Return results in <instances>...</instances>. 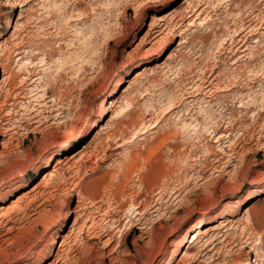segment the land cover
Segmentation results:
<instances>
[{"label": "rangeland", "instance_id": "1", "mask_svg": "<svg viewBox=\"0 0 264 264\" xmlns=\"http://www.w3.org/2000/svg\"><path fill=\"white\" fill-rule=\"evenodd\" d=\"M261 4L0 0V264H264Z\"/></svg>", "mask_w": 264, "mask_h": 264}, {"label": "bare ground", "instance_id": "2", "mask_svg": "<svg viewBox=\"0 0 264 264\" xmlns=\"http://www.w3.org/2000/svg\"><path fill=\"white\" fill-rule=\"evenodd\" d=\"M254 13V12H253ZM257 14V13H256ZM255 14V16H257ZM248 15V14H247ZM251 16H253L252 14H251ZM250 16V17H251ZM259 16H260V14H259ZM255 18H257V17H254V19ZM260 18V21H262V23H264V15L263 16H261V17H259ZM242 19V18H241ZM259 20V19H258ZM252 21H253V18L251 17V18H248V19H246L245 20V23L242 25V31H244V30H247V28H249V26L251 25V23H252ZM256 21V20H255ZM240 22H242V21H240ZM253 24V23H252ZM241 31V32H242ZM241 32H239L238 33V35H240L241 34ZM239 38V37H238ZM244 39V38H243ZM238 41H241V39H239ZM238 43V42H237ZM237 45V44H236ZM244 45V43H242L241 45H240V47H244L243 46ZM248 47H244V48H242L241 49V51H245L246 49H247ZM243 55H245V54H243ZM148 57H149V55L148 56H146L145 58L148 60ZM252 67V66H251ZM210 70V69H209ZM247 70V69H246ZM253 70V69H252ZM251 69H249L248 71H252ZM247 71V72H248ZM255 71V70H254ZM211 75H212V73H210L209 75H205L204 74V77H206V78H203L204 80H202L201 82V84H199V82H198V84H196V83H193V85H191L190 83H189V85H191L190 86V88H193L194 87V90H202L204 87H208L209 85H211L212 84V82H213V79L214 78H212L211 80H209L210 78H211ZM213 77V76H212ZM264 77V76H263ZM216 79V78H215ZM245 79V78H244ZM223 81V80H222ZM237 80H232L231 82H236ZM122 79L117 83V85L119 86L120 84H122ZM201 85H202V87H201ZM239 85V84H238ZM196 86V87H195ZM187 89V88H186ZM107 98V97H106ZM171 99V98H170ZM241 102L243 101V99H239ZM172 101V100H171ZM171 101H169L168 103H167V105L165 106V108L169 111L172 107V103L173 102H171ZM242 104H240V106H241ZM243 105H244V103H243ZM211 110V109H210ZM200 111L203 113V116L206 118V119H209V120H206V124H202V128L203 129H205L206 130V132L208 131V130H210L211 129V127H209L208 128V124H210L212 121H214V122H218L216 119L218 118V117H216V116H212V114L213 113H211L210 111H209V109H207V108H202L201 107V109H200ZM262 113V112H261ZM208 114V115H207ZM133 119V118H132ZM219 120V119H218ZM131 121V120H130ZM220 121V120H219ZM205 122V121H204ZM128 123V122H127ZM130 123V122H129ZM128 123V124H129ZM198 124H200V123H197V124H193V121H187V120H185L182 124H181V126L184 128V129H187L188 130V132H192V131H194V133H198L200 130H201V126L200 127H197V125ZM95 125H96V120H94L92 123H91V125H90V127L89 128H94L95 127ZM121 125V124H120ZM150 125V127L147 125V124H145V123H137V122H135V121H133V122H131V126H133V128H134V131L132 132V136H137L138 134H143V133H145L146 131H147V129L148 128H153L154 126H156L155 125V123L154 124H149ZM124 126V125H123ZM126 126V125H125ZM124 126V127H125ZM215 126H216V123H215ZM218 127H220V126H218ZM218 127H216V128H214L213 130H211L212 132L211 133H215V131H217L218 133L220 132V128H218ZM228 128L225 130V131H221L218 135H217V133L216 134H214V137L216 136V141H221V144L219 145V148H218V151H219V153H212V149H209L208 151H207V153H206V156H205V158H204V163L206 164V165H208V168L209 169H213V168H215V169H217V167L219 168V166L221 167L222 166V163H224V164H227V161H229L231 158H239V156L241 155V151H240V149L238 148V146L240 145V144H242L243 143V145H242V147H244L245 146V142L247 141L246 139H244V140H240V142L239 143H237V144H235L233 141V139H232V137H231V135L230 134H228V132L231 130V131H233L234 130V127L233 126H227ZM121 128V127H120ZM122 130H123V128H122ZM130 130V129H129ZM201 132V131H200ZM232 133V132H231ZM242 133V132H241ZM263 133H264V131H263ZM172 134V133H171ZM250 133H249V138H251L250 137ZM260 135H263V137H264V134H260ZM108 136V135H107ZM125 136V135H124ZM159 136V135H158ZM201 136V135H200ZM253 136V135H252ZM118 137V136H117ZM198 137V136H197ZM218 137V138H217ZM132 138V137H131ZM131 138L129 139V140H131ZM261 138V137H260ZM226 139H227V141H226ZM240 139V138H239ZM238 139V140H239ZM253 139V138H252ZM258 139V138H257ZM264 139V138H263ZM111 140H112V138H111ZM163 140V139H162ZM246 140V141H245ZM128 141V140H127ZM164 141V140H163ZM224 142H227V143H225V144H222V143H224ZM237 142V141H236ZM259 143H260V140L258 141ZM105 144H106V142H105ZM85 146V145H84ZM111 146V145H110ZM106 147V146H105ZM214 149V148H213ZM58 154V152H56V151H53V152H51L50 154H49V156L47 157V158H44L43 160H42V164H46V163H50L51 161H53V160H55V156ZM136 155V154H135ZM234 160V159H233ZM137 161V160H136ZM201 162V161H200ZM129 164H131V163H129ZM200 165H202V163L200 164ZM126 166V165H125ZM134 166H136V165H134ZM203 166H204V164H203ZM205 167H207V166H205ZM56 169V168H55ZM202 169V168H201ZM206 169V168H205ZM127 170H129V169H127ZM197 170H199L198 168H197ZM127 172V171H126ZM51 173V172H50ZM128 173V172H127ZM126 173V174H127ZM168 174V173H167ZM200 175V174H199ZM198 175V176H199ZM201 178V177H200ZM165 183V182H164ZM163 184V183H162ZM166 185V184H165ZM163 186H164V184H163ZM162 187V186H161ZM162 189V188H161ZM163 189H166L165 187H163ZM159 190V189H158ZM157 190V191H158ZM167 191V190H166ZM169 191H170V189H169ZM172 191V190H171ZM170 191V192H171ZM179 191V190H178ZM173 192V191H172ZM175 192V191H174ZM177 192V191H176ZM176 192L174 193V194H176ZM161 193V192H160ZM162 194H164V192H162ZM178 194V193H177ZM159 196V195H158ZM173 196V195H172ZM163 198V197H162ZM189 232V231H188ZM187 232V233H188ZM195 238H193L192 239V241L194 240ZM263 257H264V253H263ZM257 261V258H256V260H255V262ZM251 263V261H250V259L249 258H247L246 259V261H245V263L244 264H250Z\"/></svg>", "mask_w": 264, "mask_h": 264}, {"label": "snow or ice", "instance_id": "3", "mask_svg": "<svg viewBox=\"0 0 264 264\" xmlns=\"http://www.w3.org/2000/svg\"><path fill=\"white\" fill-rule=\"evenodd\" d=\"M82 6H83V7H87L88 5H87L86 2H84ZM261 7H264V4H261ZM252 202H253V201L250 200V201H249V204H251Z\"/></svg>", "mask_w": 264, "mask_h": 264}]
</instances>
